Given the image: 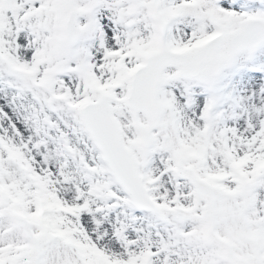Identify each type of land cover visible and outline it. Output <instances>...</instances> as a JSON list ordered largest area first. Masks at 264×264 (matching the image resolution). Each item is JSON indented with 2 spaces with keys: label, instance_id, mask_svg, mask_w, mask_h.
<instances>
[{
  "label": "snow or ice",
  "instance_id": "obj_1",
  "mask_svg": "<svg viewBox=\"0 0 264 264\" xmlns=\"http://www.w3.org/2000/svg\"><path fill=\"white\" fill-rule=\"evenodd\" d=\"M0 264H264V0H0Z\"/></svg>",
  "mask_w": 264,
  "mask_h": 264
}]
</instances>
